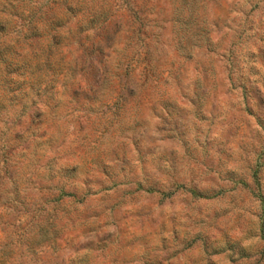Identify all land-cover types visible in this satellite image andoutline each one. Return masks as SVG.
Segmentation results:
<instances>
[{
	"label": "rangeland",
	"instance_id": "obj_1",
	"mask_svg": "<svg viewBox=\"0 0 264 264\" xmlns=\"http://www.w3.org/2000/svg\"><path fill=\"white\" fill-rule=\"evenodd\" d=\"M0 264H264V0H0Z\"/></svg>",
	"mask_w": 264,
	"mask_h": 264
},
{
	"label": "trees",
	"instance_id": "obj_2",
	"mask_svg": "<svg viewBox=\"0 0 264 264\" xmlns=\"http://www.w3.org/2000/svg\"><path fill=\"white\" fill-rule=\"evenodd\" d=\"M197 195V194H196ZM69 196V195H68Z\"/></svg>",
	"mask_w": 264,
	"mask_h": 264
}]
</instances>
